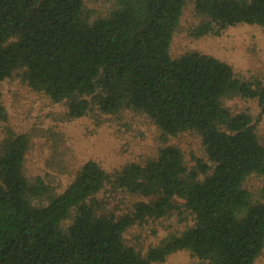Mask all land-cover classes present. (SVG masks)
Wrapping results in <instances>:
<instances>
[{
    "label": "trees",
    "instance_id": "16d2710c",
    "mask_svg": "<svg viewBox=\"0 0 264 264\" xmlns=\"http://www.w3.org/2000/svg\"><path fill=\"white\" fill-rule=\"evenodd\" d=\"M186 0H114L92 15L85 0H0V84L20 71L31 89L65 102L68 119L90 110L145 113L163 135L193 131L206 160L185 163L181 149L162 146L144 163L107 171L81 164L56 192L24 172L28 136L0 138V264H153L188 250L198 264H253L264 247V143L248 109L264 113V83L240 77L226 61L170 46ZM194 36L240 23L264 28V0H195ZM0 88V129L7 120ZM140 194L127 210H105L97 193ZM181 200V201H179ZM183 207L192 222L141 251L125 242L135 224Z\"/></svg>",
    "mask_w": 264,
    "mask_h": 264
},
{
    "label": "rangeland",
    "instance_id": "374dc122",
    "mask_svg": "<svg viewBox=\"0 0 264 264\" xmlns=\"http://www.w3.org/2000/svg\"><path fill=\"white\" fill-rule=\"evenodd\" d=\"M113 2L85 0L86 6L93 10L92 15L106 13ZM194 3L195 0L185 1L173 34L171 55L190 51L209 53L228 62L240 77L260 79L264 83V28L240 23L226 27L219 34L194 36L193 27L200 20ZM0 88L7 112L0 138L10 131L27 134L24 172L29 178L41 175L56 192L72 181L88 159H96L107 171H112L130 161L144 163L160 147L173 144L181 149L189 167L194 164L193 156L206 160L201 139L195 132L163 135L154 121L140 111L123 109L116 114H104L90 110L82 117L68 119L64 114L65 102H54L45 93L31 89L20 71L2 81ZM228 103L237 109H248L256 122L259 140L264 143V113L257 121L260 111L257 101L235 98ZM263 182L261 176L252 174L245 185L257 195ZM96 195L105 210L116 212L127 210L136 200L146 199L140 194L113 190L110 185ZM192 219V214L180 207L166 216L131 226L124 233L125 242L143 252L165 237L178 234ZM198 263L188 250H178L163 262L153 264ZM253 264H264V247Z\"/></svg>",
    "mask_w": 264,
    "mask_h": 264
}]
</instances>
